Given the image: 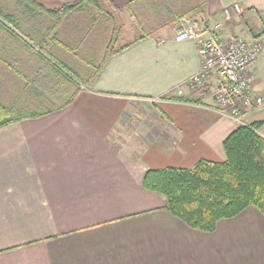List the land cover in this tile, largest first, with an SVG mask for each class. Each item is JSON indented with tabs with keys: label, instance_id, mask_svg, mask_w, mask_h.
<instances>
[{
	"label": "crops",
	"instance_id": "obj_1",
	"mask_svg": "<svg viewBox=\"0 0 264 264\" xmlns=\"http://www.w3.org/2000/svg\"><path fill=\"white\" fill-rule=\"evenodd\" d=\"M98 1L114 15L93 18L106 23V35L99 63L84 64L93 67L88 76L96 75L90 87L77 85L63 63L49 56L78 75L83 71L84 65L74 67L77 52L68 26L82 14L58 25V37L49 44L42 34L50 30L48 20L40 27L44 31L31 25L44 19L42 13H13L32 41L0 16V101L34 103L33 110L71 97L61 109L0 127V264H264V214L256 208L203 232L142 186L149 168L223 160V140L241 123L214 100L218 76L189 88L200 57L193 41L174 40L175 26L158 28L172 15L158 10L165 0ZM233 3L242 11L219 33L261 37L251 87L264 94V0H205L196 19L209 24ZM126 20L135 27L123 41L119 22ZM149 20L155 24L147 28ZM115 35L117 47L142 38L108 56L97 72ZM257 110L261 114L252 121H263L258 131L264 136V100L243 116ZM245 118L242 123H250Z\"/></svg>",
	"mask_w": 264,
	"mask_h": 264
},
{
	"label": "trees",
	"instance_id": "obj_2",
	"mask_svg": "<svg viewBox=\"0 0 264 264\" xmlns=\"http://www.w3.org/2000/svg\"><path fill=\"white\" fill-rule=\"evenodd\" d=\"M13 2L19 6H13L15 12L10 9ZM165 3L167 4L165 6L162 5L163 3L158 5L159 12L167 11L172 15L160 21L158 28L166 25L176 26L182 17L202 16L205 0H165ZM16 10L23 15L39 16L41 13L42 16L44 15V19L35 23L36 25H31L44 31L42 29L48 20L47 29L49 25L50 30L42 32V34L47 33L48 44L49 41L57 39V26L66 23L76 14L92 18L99 17L102 13L114 15L111 9L103 7L98 0H61L60 5L52 7H46L38 0H0V16L3 24L11 25L13 30L17 29L25 36L30 33L26 28L21 27L19 19L14 20ZM115 29H117L116 25ZM26 37L33 39L31 36ZM139 38L142 37H134L119 47L116 46V35L113 39H109L110 42L97 72L108 56ZM38 48L48 51L41 43ZM49 56L63 63L62 67L75 79L77 85L90 87L96 78V75L84 78L54 54L49 53ZM70 101L71 97H67L65 101L53 104L51 107L30 109L23 113H14L12 107L0 101V127L61 109ZM262 123V120H256L247 124H238L223 140L225 151L223 160L199 159L190 168L174 166L149 168L142 178V186L162 196L164 208L172 215L187 226L203 232L215 230L220 219L233 217L249 206L264 214V136L258 131Z\"/></svg>",
	"mask_w": 264,
	"mask_h": 264
},
{
	"label": "built area",
	"instance_id": "obj_3",
	"mask_svg": "<svg viewBox=\"0 0 264 264\" xmlns=\"http://www.w3.org/2000/svg\"><path fill=\"white\" fill-rule=\"evenodd\" d=\"M238 3L223 7L220 18L206 24L196 18L182 17L175 26V41L191 40L200 57L199 70L187 79L189 88L202 85L212 75L218 76L213 97L237 123L246 110L258 107L264 94L252 90V67L262 52L261 37L235 34L223 38V23L241 12ZM178 93L182 90L178 87Z\"/></svg>",
	"mask_w": 264,
	"mask_h": 264
},
{
	"label": "rangeland",
	"instance_id": "obj_4",
	"mask_svg": "<svg viewBox=\"0 0 264 264\" xmlns=\"http://www.w3.org/2000/svg\"><path fill=\"white\" fill-rule=\"evenodd\" d=\"M61 0H46L45 3L52 7V6H56L58 4H60ZM12 7L16 6V3H11ZM12 9V8H10ZM234 16H231L229 19L233 18ZM132 21V19H130ZM130 20H126L123 22H119L122 23V32H123V41H125L126 39L130 38L128 37L127 34H131L132 32V27L131 25L134 26V23L131 22ZM70 24L68 26H70L69 31H71V34L73 35L72 37H74V41H75V47H73L72 49H74L77 54L76 55H72V57H74V61L76 62V64L74 65L75 68H82V65H87L90 66L89 64L93 62H95L96 64L99 63L100 59H101V53H99L100 49H101V44H102V40L105 38V31L103 29L104 24H106L104 21H93V18L91 16H86L83 15V17L80 16H74L73 19L69 20ZM68 22V23H69ZM20 24L23 26V23L20 22ZM154 22L152 20H149L147 23V28H150L152 26H154ZM107 25H111L110 23H108ZM121 27V26H120ZM238 31H241L240 29ZM134 32V30H133ZM234 33L232 34L235 35L236 33H240L237 31H233ZM22 37H24L25 39H27L28 41H32L34 39H28L27 37H25L24 35H21ZM70 39L71 37H69V35L67 34V45H69L70 43ZM92 60V61H91ZM84 65L83 71H79L78 73L84 77L87 78V76L90 73V69H93V67H87ZM200 86V85H199ZM198 86L194 87L193 89L197 88ZM5 105L10 106L13 108V112L14 113H23L26 111H30L31 108L35 107L34 103H27V102H23V101H19L17 103H8V102H3ZM256 108V107H254ZM253 109V108H251ZM260 110L257 111H253L251 115H248L247 118H245L244 116H242L241 120L244 121V118L246 120H248L249 122H251L255 117L254 113H259L261 114V112H259ZM255 121V120H254ZM253 122V121H252Z\"/></svg>",
	"mask_w": 264,
	"mask_h": 264
}]
</instances>
